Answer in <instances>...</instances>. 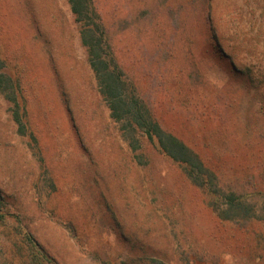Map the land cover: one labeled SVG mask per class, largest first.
<instances>
[{"label":"rangeland","instance_id":"374dc122","mask_svg":"<svg viewBox=\"0 0 264 264\" xmlns=\"http://www.w3.org/2000/svg\"><path fill=\"white\" fill-rule=\"evenodd\" d=\"M93 1L160 125L220 186L250 190L264 177V0ZM0 46L37 143L0 93V264L30 260L22 227L57 264H264V221L220 220L154 144L131 150L67 0H0Z\"/></svg>","mask_w":264,"mask_h":264},{"label":"trees","instance_id":"16d2710c","mask_svg":"<svg viewBox=\"0 0 264 264\" xmlns=\"http://www.w3.org/2000/svg\"><path fill=\"white\" fill-rule=\"evenodd\" d=\"M67 2L78 24L80 41L86 49L88 64L94 74L99 94L109 109V116L118 125L131 150L141 149L144 141L154 144L161 153L179 165L193 185L202 190L207 205L220 220L264 221V177L251 183L250 190L238 191L220 186L213 167L191 146L160 125L136 87L118 65L94 1ZM1 52L2 49L0 93L11 104L10 114L16 124V132L28 138L29 144L35 146L36 138L30 127L27 101L19 78L7 65ZM37 152L39 161L43 163L39 150ZM2 200L3 195L0 192V206ZM3 215L0 210V216L4 217ZM18 227L21 228V225ZM18 233L28 247L30 260L27 264H57L29 231L22 227Z\"/></svg>","mask_w":264,"mask_h":264}]
</instances>
